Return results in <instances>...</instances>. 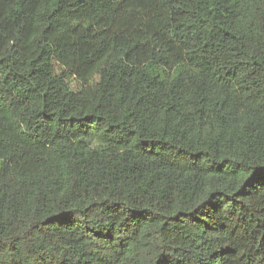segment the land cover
<instances>
[{"label": "trees", "instance_id": "obj_1", "mask_svg": "<svg viewBox=\"0 0 264 264\" xmlns=\"http://www.w3.org/2000/svg\"><path fill=\"white\" fill-rule=\"evenodd\" d=\"M0 264H264V0H0Z\"/></svg>", "mask_w": 264, "mask_h": 264}]
</instances>
